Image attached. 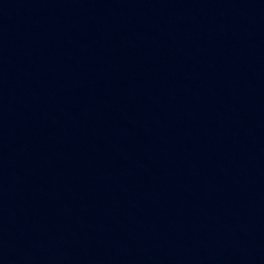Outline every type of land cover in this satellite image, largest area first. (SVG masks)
I'll return each instance as SVG.
<instances>
[{"label": "water", "instance_id": "1", "mask_svg": "<svg viewBox=\"0 0 264 264\" xmlns=\"http://www.w3.org/2000/svg\"><path fill=\"white\" fill-rule=\"evenodd\" d=\"M0 264H264V0H0Z\"/></svg>", "mask_w": 264, "mask_h": 264}]
</instances>
